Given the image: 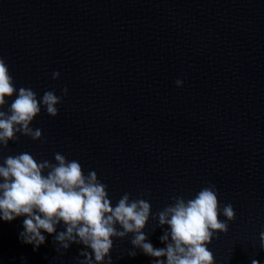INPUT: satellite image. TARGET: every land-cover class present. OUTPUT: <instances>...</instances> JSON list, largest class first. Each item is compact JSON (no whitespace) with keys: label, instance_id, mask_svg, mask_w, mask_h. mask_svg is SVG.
Masks as SVG:
<instances>
[{"label":"water","instance_id":"95a60500","mask_svg":"<svg viewBox=\"0 0 264 264\" xmlns=\"http://www.w3.org/2000/svg\"><path fill=\"white\" fill-rule=\"evenodd\" d=\"M0 59L17 94L62 98L57 117L41 104L31 125L43 139L18 133L0 164L23 152L78 161L107 185L113 207L125 193L151 204L143 231L156 249L170 231L156 214L214 186L229 224L208 245L215 264H264V0H0ZM25 218L0 219V264H78L91 251L57 253L63 221L55 234L41 230L46 242L34 250L20 238ZM133 235L113 237L112 264L157 259L134 248Z\"/></svg>","mask_w":264,"mask_h":264},{"label":"clouds","instance_id":"9594fccd","mask_svg":"<svg viewBox=\"0 0 264 264\" xmlns=\"http://www.w3.org/2000/svg\"><path fill=\"white\" fill-rule=\"evenodd\" d=\"M52 78L58 80L59 72ZM182 86L181 81H176ZM68 94V89H62ZM7 111L6 98H12ZM62 98L53 91H46L38 99L31 88L14 87V81L3 59H0V149L7 148L10 141L18 140L17 134L34 141L43 139L40 128H32L33 121L41 113V104L53 118L59 115L58 105ZM56 163L49 160L37 162L28 152L9 155L0 164V219L11 222L18 217L23 220L21 241L38 250L46 242L41 230L56 233V226L63 221L66 231L54 236L56 251L63 254L71 244H83L91 251H81L83 259L78 264H112L110 252L113 237L125 239L134 234L131 244L150 257L153 264H215L209 250L219 233L227 234L229 224L219 219L218 193L214 186L202 188L193 199L174 197V203L158 212L155 219L160 227L167 226L161 236L165 248L156 249L144 233L145 225L152 216V206L144 199L131 200L125 193L113 207L107 185L101 183L95 171L84 175L81 164L68 161L61 153H54ZM45 172L47 173L45 175ZM222 214L227 221H235L231 204H225ZM119 224L122 230H117ZM260 248L264 249V232L260 233ZM135 251L129 255L135 257ZM94 255V260H93ZM252 264H259L253 260Z\"/></svg>","mask_w":264,"mask_h":264}]
</instances>
